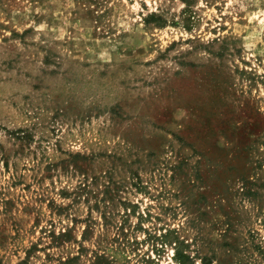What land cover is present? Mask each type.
<instances>
[{"label": "rangeland", "instance_id": "obj_1", "mask_svg": "<svg viewBox=\"0 0 264 264\" xmlns=\"http://www.w3.org/2000/svg\"><path fill=\"white\" fill-rule=\"evenodd\" d=\"M0 264H264V0H0Z\"/></svg>", "mask_w": 264, "mask_h": 264}]
</instances>
